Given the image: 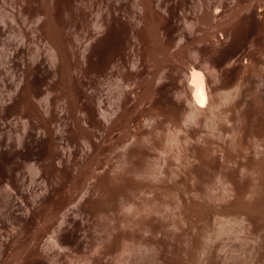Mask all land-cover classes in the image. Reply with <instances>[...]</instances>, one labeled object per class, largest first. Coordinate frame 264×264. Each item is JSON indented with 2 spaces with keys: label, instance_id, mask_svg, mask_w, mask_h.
<instances>
[{
  "label": "rangeland",
  "instance_id": "1",
  "mask_svg": "<svg viewBox=\"0 0 264 264\" xmlns=\"http://www.w3.org/2000/svg\"><path fill=\"white\" fill-rule=\"evenodd\" d=\"M85 1L84 23L68 9L55 19L75 41L92 18L104 17L84 40L91 58L83 88L98 86L104 108L116 99V126L96 132L89 147L75 146L69 128L52 142L40 133L19 143L15 130L3 129L0 264H264V182L250 160L256 176L240 165L261 147L239 150L248 137L239 141L243 112L264 94V0H212L211 20L199 0H160L162 17L145 16L160 27L150 40L133 0ZM192 66L207 84L199 110L191 101ZM71 86L79 88L77 77ZM154 101L179 102V124L151 115ZM61 146L70 152L63 162Z\"/></svg>",
  "mask_w": 264,
  "mask_h": 264
},
{
  "label": "bare ground",
  "instance_id": "2",
  "mask_svg": "<svg viewBox=\"0 0 264 264\" xmlns=\"http://www.w3.org/2000/svg\"><path fill=\"white\" fill-rule=\"evenodd\" d=\"M58 1L9 0V8H6L4 3L0 1V133L5 128L15 130L18 143L27 138L35 140L40 133H44L49 136V142H52L55 133H59L60 138H64V131L69 128L74 134L75 146L89 147L94 144L93 137L96 132L103 135L104 131H109L116 124V99L112 98L108 106L104 108V99L98 94L101 91L98 86L92 85L89 90L83 88V78L86 76L87 66L90 64L91 58L89 43L84 40L93 37L103 27L104 17L100 13L97 14L91 19V29L85 30V35L82 37L75 35V41H72L71 37L64 32L62 25L55 19V12L62 9L73 10L76 20L84 23L89 18L86 1L64 0L65 4L63 5L58 4ZM133 2L137 12L134 18L141 17L138 22L144 24L145 36L150 37V40L151 34L160 32V27L147 22L145 16L153 14L158 18L162 17L160 0H133ZM199 9L201 14L207 17L208 20H211L212 11H217L216 8L213 9L212 0H199ZM134 38L137 39L138 36L134 35ZM145 45L147 44H144V47ZM131 50H134L133 46ZM261 61L264 65V57L261 58ZM106 67L108 73L114 76L116 73V59L111 58ZM263 67L257 69L262 76L264 74ZM35 74L40 75L37 83L30 81V76ZM233 75L234 73L231 72L224 78V82H228ZM75 77H77L79 84L78 89L71 86V82ZM94 77L97 78V74H94ZM189 78L192 105L196 110H199L207 105V84L203 70L192 66ZM263 96L262 93V96L255 100L257 106H249L251 108L244 110V119L239 127L243 131L241 132L243 135L239 136V141L242 140L241 138L247 140L249 137L253 140V143L250 141L251 139H248L247 142L245 140L243 143L240 142L242 148L238 149L244 150L245 153L246 148L248 151L255 146H260L261 148L256 150L257 153L253 151L255 148L250 150L258 156H251L250 151H248L249 154H247L251 156V158L249 156L250 159H243L242 164L241 161L236 162L243 166L245 162V166H248L247 170L251 169L249 164L254 163L255 165L253 164L252 168H256L257 178L262 183L264 182ZM156 103L151 104L150 109L153 107L152 109L158 110V113L156 114L155 110L152 113V110H150L151 115L155 114V117L159 119V116L163 114L164 121L162 120V124L167 121L176 125L179 124L177 116L179 102L167 103L166 107L162 106L163 108ZM134 135L136 136L135 133ZM245 135L248 137L244 139ZM1 138L2 134H0V140ZM139 144L137 146L141 147L142 145ZM140 147L137 149L142 150L143 148ZM138 150L136 151L138 152ZM239 150L238 152L235 150V153L230 151V153L235 155L240 152ZM227 153L229 155V151ZM67 154H70L69 150L61 146V149L56 153V157L59 162H63L67 158ZM247 154H243V157L246 158ZM228 158H231L230 155ZM247 160H250L251 163L249 161L247 164ZM236 166L239 167V164ZM246 167H244L245 170ZM232 168L237 167L232 166ZM230 170V174L233 175V170ZM235 170L238 172L237 169ZM35 171L40 172L39 166H36ZM244 173H241L243 177L246 175ZM251 173H249V177ZM257 173L255 172V174ZM129 178L132 177L128 176L127 179ZM238 183L240 184V181H237ZM239 184L237 185L239 187L245 185L242 181V185ZM244 185L243 188H238L240 192H246L248 186L245 187L246 185ZM260 186L262 185L259 182ZM261 192H263L262 188ZM260 195L258 196L260 197ZM263 195L264 192L261 199L264 198ZM242 202L244 201L242 200Z\"/></svg>",
  "mask_w": 264,
  "mask_h": 264
},
{
  "label": "snow or ice",
  "instance_id": "3",
  "mask_svg": "<svg viewBox=\"0 0 264 264\" xmlns=\"http://www.w3.org/2000/svg\"><path fill=\"white\" fill-rule=\"evenodd\" d=\"M202 102V101H201Z\"/></svg>",
  "mask_w": 264,
  "mask_h": 264
}]
</instances>
